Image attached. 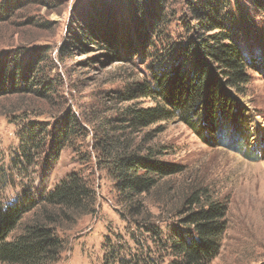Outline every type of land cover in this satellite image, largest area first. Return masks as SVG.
<instances>
[{"label":"rangeland","instance_id":"obj_1","mask_svg":"<svg viewBox=\"0 0 264 264\" xmlns=\"http://www.w3.org/2000/svg\"><path fill=\"white\" fill-rule=\"evenodd\" d=\"M163 1L151 24L146 11L153 0H0V201L9 204L24 193L36 199L73 172L97 192L96 213L59 231L65 249L53 264H180L166 239L207 201L227 207L221 247L209 264H264V0H227L219 14L222 29L251 62L247 83L224 85L242 114L243 138L205 123L201 136L177 114L146 126L132 123L130 110L155 105L133 92L136 84L154 87L176 55L194 40L190 52L202 51V40L221 30L201 26L192 9L197 0ZM16 66L26 67L31 91L11 88L7 77ZM215 66L209 78L222 77ZM68 116L75 126L54 157L50 131ZM30 123L49 131L27 159L21 147ZM109 137L152 148L155 159L181 170L160 177L141 196L144 209L136 215L101 167L100 141ZM193 194L199 202H188ZM40 211L27 212L8 240Z\"/></svg>","mask_w":264,"mask_h":264},{"label":"trees","instance_id":"obj_2","mask_svg":"<svg viewBox=\"0 0 264 264\" xmlns=\"http://www.w3.org/2000/svg\"><path fill=\"white\" fill-rule=\"evenodd\" d=\"M226 1H194L192 9L198 13L201 26H213L214 29L221 30L210 35V39L202 40L200 43L202 51L190 52V48L196 44L194 40L188 51L176 55V61L171 63L170 71L160 73L156 77L154 87L148 84H136L133 92L153 98L155 105L135 111L130 110L132 123L146 126L167 120L177 114L185 124L199 131L201 136L205 133V124L214 129L224 130L223 135H229L231 131L241 137L244 135L243 127L238 126L239 122H242V114L235 104V99L225 91L224 85L239 87L247 83L246 71L250 68L251 62L238 49L231 33L222 29L224 26L219 20V14L221 5ZM153 2L155 6L146 11L149 17L154 18L150 20L151 24H155L159 7L164 8L163 0H153ZM84 32L87 34L86 38L90 39L91 33ZM199 35V38H202L201 34ZM145 38L147 36L143 35L142 40ZM110 48H115L114 43H111ZM191 59L192 63L189 64ZM215 65L222 69V77L214 74L209 78L210 74L217 71ZM7 69L9 66L2 71V86L6 85ZM24 69L16 66L7 79L10 80L11 88L13 85L15 87L20 85L18 91L29 92L30 81L26 67ZM199 116L204 121L202 125L197 124L199 119L197 121L194 119ZM74 126L75 123L68 116L50 131L54 157L58 156ZM48 131L47 127L38 123H30L29 134L23 140L21 147L25 158L28 159L31 150L38 148L40 142L46 139L45 133ZM100 143L103 152L101 167L110 170L111 177L120 189V201L125 202L132 215L144 209V203L140 198L157 186L160 177L181 171L179 166L155 159L152 148L145 150L144 146L135 145L133 140L127 141L121 138L114 140L109 137L102 139ZM188 202H199L197 195L193 194ZM207 202L182 218V227H173L166 239L173 253L181 258L180 264H209L219 253L221 239L226 230L224 218L227 207L218 202ZM96 205L95 187L77 172L69 174L52 190L42 191L36 199L24 193L22 199H15L12 203L3 204L0 201V263L57 262L65 249V241L59 231L75 225L82 216L94 215L97 211ZM38 207L41 209L39 216L27 223L20 235L8 240L23 216ZM156 228L147 225L146 229L158 234ZM125 264L128 262L125 261Z\"/></svg>","mask_w":264,"mask_h":264}]
</instances>
